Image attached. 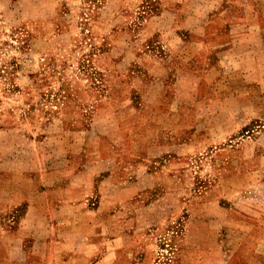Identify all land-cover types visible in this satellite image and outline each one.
<instances>
[{
	"label": "rangeland",
	"instance_id": "374dc122",
	"mask_svg": "<svg viewBox=\"0 0 264 264\" xmlns=\"http://www.w3.org/2000/svg\"><path fill=\"white\" fill-rule=\"evenodd\" d=\"M63 198L84 240L15 236ZM240 206L264 207V0H0V264H264Z\"/></svg>",
	"mask_w": 264,
	"mask_h": 264
},
{
	"label": "crops",
	"instance_id": "0c3cea01",
	"mask_svg": "<svg viewBox=\"0 0 264 264\" xmlns=\"http://www.w3.org/2000/svg\"><path fill=\"white\" fill-rule=\"evenodd\" d=\"M257 196L258 198L261 197L258 193H256V197ZM47 201H49V199ZM50 202H52V200ZM77 203L78 202H75L74 199L71 198H67V199L63 198V200H60V203L55 205L49 204V202L45 206L42 203L41 206L29 203L27 205V209L25 210V214L21 218V221L17 229L15 230L16 231L15 236H17L18 239L22 241L28 239V241L30 242L38 241L40 243H44V242L47 243L49 239L53 238L52 239L53 241L60 242L61 245L62 244L71 245L80 240H84L86 238V235H84V233L81 230L75 231L74 234L72 233V231L70 230L71 228H75V229H80V228L76 227V223L72 222V220L69 219L68 218L69 216L67 215V213L73 211V209H77V208L81 209L82 204L77 205ZM238 208L239 210L236 211L238 212V214H241V210L243 212H247V213L249 212L250 214L253 215L254 213H256L257 220L264 221V212H263L264 207L256 206L255 209L256 208L258 209L256 210V212H254L255 210H252L248 206L243 208L240 206ZM23 230L24 233H22ZM26 231L29 232L27 235L25 234ZM248 232H250V229ZM25 236H29V237H25ZM78 237H81V239H78ZM248 241L249 239L247 240L242 238L240 243H244ZM61 258L64 261V259H66V256L65 258L63 257Z\"/></svg>",
	"mask_w": 264,
	"mask_h": 264
}]
</instances>
